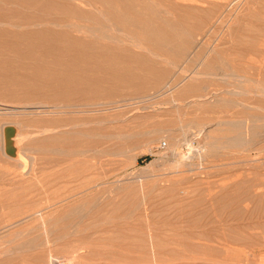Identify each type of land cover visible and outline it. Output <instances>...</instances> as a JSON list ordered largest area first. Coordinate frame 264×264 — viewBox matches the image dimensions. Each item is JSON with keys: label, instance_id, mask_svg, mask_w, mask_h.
Masks as SVG:
<instances>
[{"label": "rangeland", "instance_id": "374dc122", "mask_svg": "<svg viewBox=\"0 0 264 264\" xmlns=\"http://www.w3.org/2000/svg\"><path fill=\"white\" fill-rule=\"evenodd\" d=\"M149 1L160 3V14L189 17L185 24L200 15L189 8L200 0H164L173 8ZM217 1L226 0H205ZM19 5L0 0V8ZM232 9L230 24L206 35L208 50L189 44L181 56L171 58L147 42L130 43L133 52L148 53L166 70L154 85L108 91L102 80L109 73L97 71L93 74L104 76L90 75L80 89L62 84L68 94L72 91L57 93L65 104L55 100L32 107L0 101V264H51L50 255L61 260L54 264H264V95L258 94L264 87V54L258 44L250 53L239 42L251 38L245 28L264 19V0H237ZM252 55L257 60L250 62ZM219 57L228 58L231 68L246 63L238 77L244 93L225 91L237 81L222 71L216 74ZM103 62H54L51 67L58 68V76L78 75V65ZM238 118L256 127L248 147L225 143L227 125L218 123ZM199 125L209 139L223 137L214 149L198 148L194 139L191 149L196 151L188 153L183 146V154L195 155V163L206 156L188 171L180 158L172 157L174 143L183 132L192 137ZM86 127L107 134L74 132ZM83 141L103 149L89 173L80 172L87 156L83 160L73 150V142ZM39 208L46 224L33 213Z\"/></svg>", "mask_w": 264, "mask_h": 264}, {"label": "bare ground", "instance_id": "6f19581e", "mask_svg": "<svg viewBox=\"0 0 264 264\" xmlns=\"http://www.w3.org/2000/svg\"><path fill=\"white\" fill-rule=\"evenodd\" d=\"M11 1L20 4V7L0 8V94L4 95L0 96V101L8 102L7 104L14 103L16 106L18 103H24L32 107H46L47 104H43L44 101L59 100L57 93L65 96L70 95L72 91L68 94L66 90L61 89L63 83L73 85L75 90L80 89L82 87L81 83L85 79H90V75H94L93 77L96 79L104 76L97 73L93 74V72L97 71L109 73L102 80V88L108 91L143 89L147 85L156 84L159 82L161 74L166 70L154 64L153 58L148 53L133 52L129 48V44L140 45L147 42L148 45L154 48L155 52L165 54L167 57L170 55L171 58L173 56H181L189 44H194V46L202 45V48L206 47L208 50L210 45H206V35L215 27H223L230 24L228 22H231L229 18L232 16L231 13L230 15L228 14L233 12L232 8L237 0H226L224 2H205V0H200L194 5L195 7L189 6V8H192L191 12L196 11L200 15L192 21H188V24H185V21L189 17L183 19V17H178L177 13L175 16L160 14L157 8L160 3L149 0ZM161 1L165 5L161 4L166 8L171 7L164 0ZM208 3L212 4L209 8L207 7ZM22 6H29L35 10L25 11ZM106 20H112L114 23L107 24ZM201 23H204L203 26L205 28L201 27L199 30L197 26ZM245 30L251 38L249 40L243 38L239 42L246 43L247 52L250 53L256 51L254 46L258 44V46H262L259 49H262L261 53L264 54V19L248 27V29L245 28ZM78 32H90L96 37L92 36V34H78ZM150 51L154 52L153 50ZM236 57L237 55L233 56L231 61ZM248 59L250 62L257 60L253 55L248 57ZM89 60H104V62L97 66L78 65L82 66L79 72L81 74L78 75L69 73L65 76H58L55 73L58 68L51 67L54 62H66L65 64L69 66V64H74L78 61ZM116 60L120 61L121 64L118 65ZM108 61H113V63ZM231 61L228 58L219 57L216 61V69L218 70L216 74H220L222 71L223 75L228 78L232 77L237 81L233 86L234 88L225 90L226 92L233 94L244 93L245 90L240 85L242 79L238 77L243 75L239 71L247 67L246 63L245 65L241 64L237 68H231ZM258 61L262 63L263 60ZM259 66L260 68L262 67L260 64ZM66 70L70 69L67 68ZM225 70L230 71L226 72ZM44 71H46V74H44ZM38 73H41V75L37 76L36 74ZM195 73L199 74L201 72L197 71ZM223 75L221 76L222 78H224ZM255 81L256 84L259 83L258 79H255ZM166 85L167 82L163 86ZM189 86L191 88L194 84L191 83ZM260 91L261 93L258 92V94L260 96L264 95V87H260ZM62 98L65 99L67 97ZM71 101L72 103L75 101L74 97L71 98ZM58 102L59 104H65L67 101L61 100ZM262 102H264V99ZM239 104L246 108L249 106H245L241 102ZM24 108L26 109V107ZM257 119L259 118H252L254 122ZM247 120V118H238L225 119L218 122L219 124L227 125L226 134L223 135L225 143L229 142L230 146L239 148L253 144L256 127L254 124L251 126L246 124L248 123L246 122ZM193 125L195 126V124ZM190 128L192 129V126ZM52 130H55V127ZM204 131V127H197L191 131L190 136L192 137L190 138L183 132L182 139L174 143V156L172 155V157L180 158L178 161H181L182 166L187 168L188 171L192 170L193 166H196L200 157H203H198L199 160L196 158L197 161L195 163V155L190 153L193 155L191 156L188 154L193 150L191 149L192 139L197 141L198 144L196 143V145L198 148L205 150L206 146L209 149H214L218 139L221 140L223 137L217 136L209 139L208 134ZM74 132L86 135L96 133L99 136L107 134H100L96 130L93 131L87 127L77 128ZM204 140H206L205 143ZM73 143H75L73 150L77 156H82L83 160L84 157H88H86L88 159L86 160L87 162L83 161L85 164L80 172H92L97 164V161H94L93 158L99 152L102 153V147L97 145L98 143H90L88 141ZM183 146H187L188 153L185 152L186 154H183L181 149ZM194 147L192 146V148ZM196 154L200 155L197 152ZM18 159L22 161L20 157ZM94 159L96 160V158ZM69 164L71 165V163ZM49 165H52L50 167L55 166V164ZM84 175L87 176V174ZM21 179H23V176ZM46 207H51V205H46ZM44 212L43 208H39L34 210L33 213H38L40 216L37 214V218L42 217L44 224H46ZM33 213L31 212L32 215ZM45 230L47 231V229ZM56 260L59 263L61 261L58 260V257L50 255L49 262L51 264H54Z\"/></svg>", "mask_w": 264, "mask_h": 264}, {"label": "built area", "instance_id": "2783aa9c", "mask_svg": "<svg viewBox=\"0 0 264 264\" xmlns=\"http://www.w3.org/2000/svg\"><path fill=\"white\" fill-rule=\"evenodd\" d=\"M163 145H165V142H163Z\"/></svg>", "mask_w": 264, "mask_h": 264}]
</instances>
